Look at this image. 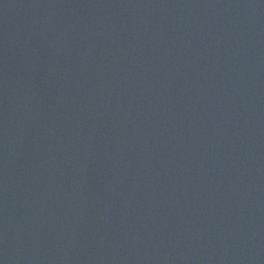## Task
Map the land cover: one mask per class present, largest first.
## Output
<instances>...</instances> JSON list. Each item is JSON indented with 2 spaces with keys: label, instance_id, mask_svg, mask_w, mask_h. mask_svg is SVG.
<instances>
[{
  "label": "water",
  "instance_id": "95a60500",
  "mask_svg": "<svg viewBox=\"0 0 264 264\" xmlns=\"http://www.w3.org/2000/svg\"><path fill=\"white\" fill-rule=\"evenodd\" d=\"M0 264H264V0H0Z\"/></svg>",
  "mask_w": 264,
  "mask_h": 264
}]
</instances>
